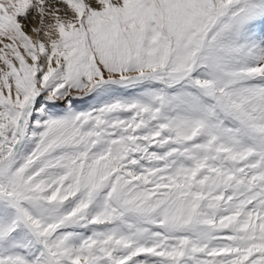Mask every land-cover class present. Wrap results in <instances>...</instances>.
I'll return each mask as SVG.
<instances>
[{
  "label": "snow or ice",
  "instance_id": "obj_1",
  "mask_svg": "<svg viewBox=\"0 0 264 264\" xmlns=\"http://www.w3.org/2000/svg\"><path fill=\"white\" fill-rule=\"evenodd\" d=\"M0 264H264V0H0Z\"/></svg>",
  "mask_w": 264,
  "mask_h": 264
}]
</instances>
